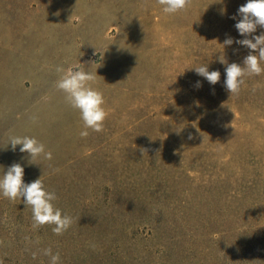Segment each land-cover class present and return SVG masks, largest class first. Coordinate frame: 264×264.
<instances>
[{
    "label": "rangeland",
    "instance_id": "obj_1",
    "mask_svg": "<svg viewBox=\"0 0 264 264\" xmlns=\"http://www.w3.org/2000/svg\"><path fill=\"white\" fill-rule=\"evenodd\" d=\"M224 1L166 14L157 0H0V178L21 164L73 221L63 235L34 228L23 198L0 194V264H50L47 248L59 264H256L237 250L264 243V87L188 114L170 103L206 58L250 52L223 46L245 38ZM57 67L97 73L103 131L80 135ZM13 135L35 137L52 160L30 163Z\"/></svg>",
    "mask_w": 264,
    "mask_h": 264
},
{
    "label": "clouds",
    "instance_id": "obj_2",
    "mask_svg": "<svg viewBox=\"0 0 264 264\" xmlns=\"http://www.w3.org/2000/svg\"><path fill=\"white\" fill-rule=\"evenodd\" d=\"M166 14H175L186 10L192 0H157ZM238 15L241 19L235 24V28L244 39L233 40L226 38L223 46H231L234 42L250 50L243 60V66L237 63H228L224 56L219 57V62L226 65V79L224 86L231 95H238L245 77L258 76L264 72V32L260 35H253L257 28H264V0H247V3L240 6ZM235 19V17H233ZM251 37V38H248ZM255 53V54H253ZM195 72L204 77L211 85L219 82L221 73L209 71L208 65L194 68ZM56 71L61 73L56 82L57 89L65 94L67 103L78 110L83 121L84 131L80 133L86 137L88 129L95 132L103 131L104 121L107 116L103 105L105 103L103 93L92 87L96 81L97 73L79 70H65L57 67ZM198 86H199V82ZM35 120V117H33ZM192 137L189 136V139ZM12 151L20 146L21 153H27L30 163L37 164L38 159L52 160V152L47 151L45 145L35 137L10 136L8 145ZM38 165V164H37ZM0 194L5 198L15 201L23 198L26 207H30L33 215V227L39 228L44 225H53V232L63 235L71 224L72 218L54 205L57 196L54 192L47 191L41 178L31 183L24 182V168L19 163H13L8 167L6 173L0 178ZM44 255L50 257V264H59V253L53 254L51 248L44 249ZM33 253V258H35Z\"/></svg>",
    "mask_w": 264,
    "mask_h": 264
},
{
    "label": "trees",
    "instance_id": "obj_3",
    "mask_svg": "<svg viewBox=\"0 0 264 264\" xmlns=\"http://www.w3.org/2000/svg\"><path fill=\"white\" fill-rule=\"evenodd\" d=\"M229 2L232 4L231 10L229 11L230 17H233L235 15H237L238 13V9L240 6L244 5L247 3V0H226L225 2ZM215 9V7H210V10L213 11ZM259 29V27L257 28ZM264 30V28H262ZM249 53H247L244 57H241L240 54H231V56L226 59L228 63H237L240 64L241 66H243V60L244 58L248 55ZM255 54V53H253ZM202 55V54H201ZM203 56V55H202ZM200 57L199 54L195 55V60H197ZM206 58V57H205ZM194 60V63L196 64L197 61ZM208 58H206V61H202L204 62L203 65H208V67L210 66V64L217 62L218 67L220 69H215V70H209V71H216L218 70L221 73L220 78L222 77L223 74L226 75L225 72V68L226 65L222 64L219 62V58H212L209 61H207ZM262 66H264V62H262ZM202 77V76H201ZM226 79V76H225ZM225 79L223 80V82H225ZM221 81V80H220ZM199 82V86L198 83ZM179 85H182L183 82H178ZM205 86V93L202 95V97L204 96V99H202L203 101H199L200 99H198L197 97V89H199V87ZM244 90H248L250 89V91L253 90H257L259 89V87H264V72H262L260 75L258 76H251V77H245V83L244 85H242ZM243 88L241 87V90H243ZM223 93V96L222 94ZM212 97H214V99L219 102V104H223L225 103V99H230L232 102L236 103V98H234L233 95L230 96V93L226 90L224 83L222 86H219L218 84L215 85H211L204 77H202L201 79H198L195 81V83H192L191 85H189L185 90H183L180 94H178L174 100H170V103L172 104L173 102H183L184 103V110L185 108L187 109L185 113H189L188 110L190 108H193V106L195 107L197 104H200L201 107L202 106H207V103H205V100L207 101V99H212ZM199 101V102H198ZM215 101V102H216ZM193 104V105H191ZM218 104V105H219ZM263 110H264V105H263ZM264 112V111H263ZM263 123H264V118H263ZM252 250L251 254L254 257V259H252L251 262H256V264H264V243H261L260 245H257V247H252V246H248V245H244L243 247L240 246L239 249L237 250L238 252L243 251H247V250ZM249 255H244L242 256L243 260Z\"/></svg>",
    "mask_w": 264,
    "mask_h": 264
}]
</instances>
